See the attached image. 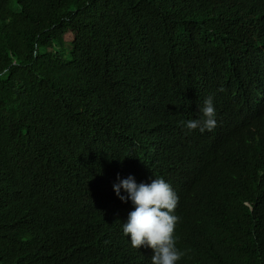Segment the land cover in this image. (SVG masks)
Masks as SVG:
<instances>
[{
    "label": "trees",
    "instance_id": "16d2710c",
    "mask_svg": "<svg viewBox=\"0 0 264 264\" xmlns=\"http://www.w3.org/2000/svg\"><path fill=\"white\" fill-rule=\"evenodd\" d=\"M129 175L179 196L177 264H264V0H0V264H151Z\"/></svg>",
    "mask_w": 264,
    "mask_h": 264
},
{
    "label": "clouds",
    "instance_id": "9594fccd",
    "mask_svg": "<svg viewBox=\"0 0 264 264\" xmlns=\"http://www.w3.org/2000/svg\"><path fill=\"white\" fill-rule=\"evenodd\" d=\"M216 109L209 96L199 107V116L182 121V126L193 132H210L216 127ZM115 195L122 202H131L132 210L122 222V232L135 249L152 250L151 264H177L184 253L177 248L174 235L179 217L175 214L179 196L163 178L137 183L134 176H117L113 184ZM187 264V263H186Z\"/></svg>",
    "mask_w": 264,
    "mask_h": 264
}]
</instances>
